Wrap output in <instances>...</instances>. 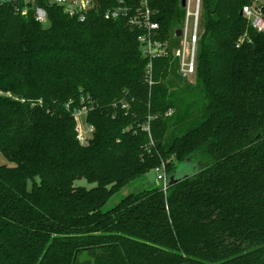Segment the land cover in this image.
I'll list each match as a JSON object with an SVG mask.
<instances>
[{
	"label": "trees",
	"instance_id": "16d2710c",
	"mask_svg": "<svg viewBox=\"0 0 264 264\" xmlns=\"http://www.w3.org/2000/svg\"><path fill=\"white\" fill-rule=\"evenodd\" d=\"M144 1L92 0L79 22L40 0L48 28L30 6L0 4V264H264V34L242 14L251 1L202 0L189 83L174 55L182 0H146L171 46L153 85L132 22ZM184 163L200 169L103 210Z\"/></svg>",
	"mask_w": 264,
	"mask_h": 264
},
{
	"label": "built area",
	"instance_id": "2783aa9c",
	"mask_svg": "<svg viewBox=\"0 0 264 264\" xmlns=\"http://www.w3.org/2000/svg\"><path fill=\"white\" fill-rule=\"evenodd\" d=\"M40 0H0V4H21L24 8L21 10L22 14H27L29 6L35 11L36 20L43 24L47 21V11L44 6L39 4ZM49 6L62 7L64 12L71 18L77 19L79 22H85L88 18V12L92 8V0H44ZM251 3L243 8L242 14L251 23V25L259 33L264 34V0H250ZM193 0H186V17L184 27L182 30L181 44L178 49L175 50L174 55L179 64V74L184 79H190L195 76L196 73V61H197V45L199 41L198 28L201 20V6L202 0H194V9L191 10ZM145 12L139 17L132 20L139 28L143 29L142 35L139 37V42L142 48L143 55L150 60L148 66V81L150 85H153L152 79V61L158 58L168 57L170 54V43L163 42L158 39L160 26L155 22L149 9L147 8V1L143 2ZM125 10L122 8L116 10H109L105 13L106 19H116ZM192 20V34L190 40L188 34L191 27ZM88 109L83 107L75 112L74 116L77 122V138L81 145H87L89 139L94 133V128L86 124V115ZM173 112L169 111L168 115ZM158 181L163 182L164 186L167 180V173L165 168L159 172Z\"/></svg>",
	"mask_w": 264,
	"mask_h": 264
},
{
	"label": "rangeland",
	"instance_id": "374dc122",
	"mask_svg": "<svg viewBox=\"0 0 264 264\" xmlns=\"http://www.w3.org/2000/svg\"><path fill=\"white\" fill-rule=\"evenodd\" d=\"M194 9V0H193V5L191 10ZM201 21V20H200ZM43 26L45 28L49 27V23L46 21L43 23ZM192 20H191V27H190V31L188 34V39L190 40L191 38V34H192ZM198 35L200 34L201 28H200V24H199V28H198ZM194 81V76L190 79H188L189 83H192ZM5 162V159L0 158V163ZM200 169V166L198 164L195 163H184V164H180L177 167V178H184L186 176H191L194 175L196 172H198ZM160 173L157 171H152L149 174L146 175L145 178L143 179H139L129 185H127L126 187H124L123 189H121L117 194H115L110 201L107 203V205L104 207V211H108L111 208L115 207L122 199L126 198L127 196H129L130 194L133 193H138L146 188H153L156 186L160 185V181H158V175ZM75 185L77 187H84L87 189H92L94 187H96V184H91L89 182H87L86 180L82 179V180H78Z\"/></svg>",
	"mask_w": 264,
	"mask_h": 264
},
{
	"label": "water",
	"instance_id": "95a60500",
	"mask_svg": "<svg viewBox=\"0 0 264 264\" xmlns=\"http://www.w3.org/2000/svg\"><path fill=\"white\" fill-rule=\"evenodd\" d=\"M182 5L185 8L186 7V0H182ZM176 36L177 37H181L182 36V30H178L176 32ZM177 172V170H176ZM176 172L170 176L167 177L166 183H165V188H169L170 186L178 183L179 181H181L183 178H177ZM185 178V177H184Z\"/></svg>",
	"mask_w": 264,
	"mask_h": 264
}]
</instances>
